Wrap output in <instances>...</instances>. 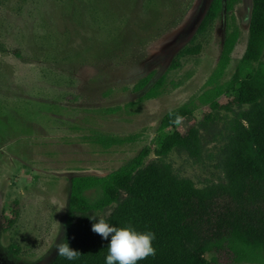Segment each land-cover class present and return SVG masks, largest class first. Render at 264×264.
<instances>
[{
  "label": "rangeland",
  "instance_id": "obj_1",
  "mask_svg": "<svg viewBox=\"0 0 264 264\" xmlns=\"http://www.w3.org/2000/svg\"><path fill=\"white\" fill-rule=\"evenodd\" d=\"M203 2L0 0V248L9 264L39 262L64 235L72 178L107 176L153 149L163 117L201 93L220 56L222 22L196 38L200 54L167 75L158 98L139 102L141 94L131 91L150 72L154 81L166 73ZM250 8L241 0L235 9L241 36L223 82L264 66V52L259 62L243 60ZM227 102L199 108L181 125H202L200 158L174 152L167 159L198 188L223 178L236 112L222 110ZM98 135L134 141L105 150L93 141ZM155 159L153 153L146 165ZM15 202L20 216L9 229Z\"/></svg>",
  "mask_w": 264,
  "mask_h": 264
},
{
  "label": "trees",
  "instance_id": "obj_2",
  "mask_svg": "<svg viewBox=\"0 0 264 264\" xmlns=\"http://www.w3.org/2000/svg\"><path fill=\"white\" fill-rule=\"evenodd\" d=\"M240 2L204 0L188 44L173 56L166 73L154 81L156 72L152 71L134 85L131 92L141 94L139 102L158 98L167 75L181 68L188 57L200 54L201 46L194 44L196 38L215 23H223L224 39L215 70L195 99L163 117L154 148L145 147L107 176L71 179L66 230L70 247L80 253L78 258L68 261L57 256L54 247L35 264H105L107 241L91 231L94 221L89 218L93 217L116 227L155 233V255L138 264H264V66L245 78L237 70L223 82L241 36L235 15ZM250 2L243 60L255 63L261 61L264 52V0ZM225 99L228 102L222 110L236 112L226 135L223 178L198 188L177 174L167 159L174 152L197 159L202 156V125L183 124L185 130L181 125L199 108ZM205 112L204 121H212L211 112ZM93 141L109 150L131 143L134 137L98 135ZM153 153L156 159L146 165ZM109 208L112 212L101 217ZM19 216L15 202L12 219L7 222L9 229ZM14 249L13 245L9 250ZM0 264H9L1 248Z\"/></svg>",
  "mask_w": 264,
  "mask_h": 264
},
{
  "label": "clouds",
  "instance_id": "obj_3",
  "mask_svg": "<svg viewBox=\"0 0 264 264\" xmlns=\"http://www.w3.org/2000/svg\"><path fill=\"white\" fill-rule=\"evenodd\" d=\"M179 119L177 117V122ZM89 219L94 221L91 231L98 234L102 241H107L105 264H138L139 261L155 255L154 232L137 231L131 226L116 227L102 218ZM55 253L68 261H74L80 254L70 247L66 229L56 242Z\"/></svg>",
  "mask_w": 264,
  "mask_h": 264
}]
</instances>
